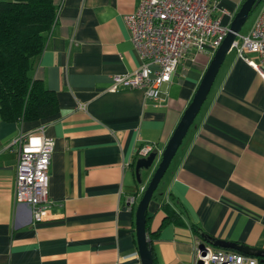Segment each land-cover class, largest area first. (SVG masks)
I'll return each mask as SVG.
<instances>
[{
	"label": "crops",
	"instance_id": "obj_1",
	"mask_svg": "<svg viewBox=\"0 0 264 264\" xmlns=\"http://www.w3.org/2000/svg\"><path fill=\"white\" fill-rule=\"evenodd\" d=\"M244 1L218 0L214 13L229 26ZM52 2L55 21L31 76L56 94L58 111L29 122L0 118V264H141L137 202L213 52H188L157 99L139 88L113 91L112 75L142 65L124 18L140 0ZM34 133L54 141L39 222L15 201L17 146H9ZM147 143L158 154L138 183L137 150ZM154 194L155 264H195L202 235L264 250V82L235 47ZM165 203L181 222L164 221Z\"/></svg>",
	"mask_w": 264,
	"mask_h": 264
},
{
	"label": "built area",
	"instance_id": "obj_2",
	"mask_svg": "<svg viewBox=\"0 0 264 264\" xmlns=\"http://www.w3.org/2000/svg\"><path fill=\"white\" fill-rule=\"evenodd\" d=\"M218 0H140L137 9L126 15L132 45L142 65L131 75L111 76V90L142 89L146 96L157 99L159 86L170 82L180 61L188 54L214 51L228 32V25L216 16ZM225 12V11H223ZM235 47L264 82V2L248 34L238 33ZM54 141L43 133L20 135L9 146H17L15 201L27 204L32 219H44L48 204V169ZM154 151V145L143 144L140 157ZM129 199V203L133 201ZM195 264H258L255 257L236 251L207 246L197 249Z\"/></svg>",
	"mask_w": 264,
	"mask_h": 264
},
{
	"label": "trees",
	"instance_id": "obj_3",
	"mask_svg": "<svg viewBox=\"0 0 264 264\" xmlns=\"http://www.w3.org/2000/svg\"><path fill=\"white\" fill-rule=\"evenodd\" d=\"M55 17L52 0H0L1 120L29 122L58 111L56 94L46 89L41 80L31 76ZM162 208L166 210L164 221L181 222L179 211L168 203ZM150 220L147 212L146 233L151 240ZM194 230L201 235L199 229ZM257 260L258 264H264V258L258 257ZM153 262L155 264L154 254Z\"/></svg>",
	"mask_w": 264,
	"mask_h": 264
},
{
	"label": "water",
	"instance_id": "obj_4",
	"mask_svg": "<svg viewBox=\"0 0 264 264\" xmlns=\"http://www.w3.org/2000/svg\"><path fill=\"white\" fill-rule=\"evenodd\" d=\"M262 0H245L235 13L228 26V32L219 47L214 51L209 64L196 88V91L183 112L172 136L168 140L160 154L159 162L146 184L135 209V236L138 254L141 264H154L152 247L146 233V213L154 191L164 176L172 158L175 156L178 147L182 143L188 129L200 111L207 94L213 84L216 74L225 58L226 53L232 48V44L240 32L242 25L247 20L251 10L255 9ZM157 151L150 152L145 157H140L135 161L134 174L138 183L141 182V171L149 170L157 157ZM202 242L198 249L206 250L207 246L231 249L246 255L264 258V250L256 249L246 245L231 243L216 239L208 235H202Z\"/></svg>",
	"mask_w": 264,
	"mask_h": 264
},
{
	"label": "rangeland",
	"instance_id": "obj_5",
	"mask_svg": "<svg viewBox=\"0 0 264 264\" xmlns=\"http://www.w3.org/2000/svg\"><path fill=\"white\" fill-rule=\"evenodd\" d=\"M262 5H263V0L257 5L255 9L251 10L247 20L245 21V23L242 25L240 29V34H245L248 32V30L250 29V27L252 26L256 18L258 17L260 10L262 8ZM142 173L144 174V171H142Z\"/></svg>",
	"mask_w": 264,
	"mask_h": 264
}]
</instances>
